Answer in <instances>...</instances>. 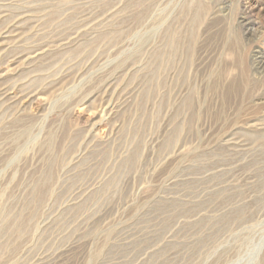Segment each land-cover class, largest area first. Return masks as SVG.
<instances>
[{
    "label": "rangeland",
    "instance_id": "374dc122",
    "mask_svg": "<svg viewBox=\"0 0 264 264\" xmlns=\"http://www.w3.org/2000/svg\"><path fill=\"white\" fill-rule=\"evenodd\" d=\"M254 52L264 0H0V264H264Z\"/></svg>",
    "mask_w": 264,
    "mask_h": 264
},
{
    "label": "bare ground",
    "instance_id": "6f19581e",
    "mask_svg": "<svg viewBox=\"0 0 264 264\" xmlns=\"http://www.w3.org/2000/svg\"><path fill=\"white\" fill-rule=\"evenodd\" d=\"M258 54L256 52H254L253 59H252L257 70L260 69L261 66H263V64H264V60L261 57H259ZM38 55H40V54H36L35 56L37 57ZM35 56H34V58H35ZM29 59H31V58H29ZM12 98L16 99V96H12ZM20 98L21 99H27V100L33 102L34 104L36 103L38 106H42V104H44V99H42V97H40L39 95L36 96V94H34V93H28L26 95H23ZM75 116H76V118H81L83 116V112L77 111ZM248 124H250V123H248ZM251 128H256V125H251ZM103 129H104V126H103L102 122L97 123V124L94 125V132H96L95 134L103 132Z\"/></svg>",
    "mask_w": 264,
    "mask_h": 264
}]
</instances>
